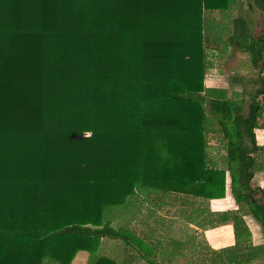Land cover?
Wrapping results in <instances>:
<instances>
[{
  "label": "trees",
  "instance_id": "1",
  "mask_svg": "<svg viewBox=\"0 0 264 264\" xmlns=\"http://www.w3.org/2000/svg\"><path fill=\"white\" fill-rule=\"evenodd\" d=\"M233 3L0 0V264H71L104 237L148 254L106 208L148 191L222 198L226 171L235 202L264 231V186L252 185L264 169L254 132L264 78L246 98L205 84L216 57L206 38L222 32L205 29V13ZM249 22L235 18L226 40L262 70L264 31ZM216 129L226 169L210 163ZM231 219L239 236L242 216Z\"/></svg>",
  "mask_w": 264,
  "mask_h": 264
},
{
  "label": "rangeland",
  "instance_id": "2",
  "mask_svg": "<svg viewBox=\"0 0 264 264\" xmlns=\"http://www.w3.org/2000/svg\"><path fill=\"white\" fill-rule=\"evenodd\" d=\"M238 2V1H237ZM245 2L244 7V14L250 15V18L252 20V31L254 34H257L259 31H264V10H261L255 3V0H243ZM234 7H232L233 9ZM235 9V8H234ZM235 12V10H234ZM232 10V14H230V18L228 19V26L231 27L232 25V19L235 13ZM217 12H214L213 17H217ZM222 15V14H221ZM227 26V28H228ZM226 24L219 25L215 20L211 19L208 20L205 18V29L208 32L215 31V29H219L220 31H223L225 29ZM229 32L226 33L225 36H228ZM210 37L206 38V43L209 44ZM219 42V40L217 39ZM226 39L222 41V43H226ZM235 50V47L232 46V48L227 47L226 50ZM239 49V48H238ZM245 49V48H244ZM236 51V50H235ZM240 51L244 52H234L231 53L233 55L230 57V60H227L226 58H218L215 57L213 59L211 67L207 70V73L205 75V84L206 85H216L219 86L221 84L227 85V83H223L221 81L220 75L217 73L219 68H231L232 72H227V74L224 72L223 75L225 77L227 76H240L241 80L239 81H233L234 87L236 90L239 91V89L248 90L251 91L254 88H252L253 79H256L258 77L264 78V69L260 70L259 67H254L251 63H249V59H246L244 61H241V59L246 58L245 57V51L243 49H240ZM236 53V55H235ZM264 57V52H263ZM212 58V56L210 57ZM227 62V64H225ZM237 62V63H236ZM239 63V64H238ZM237 66V68H236ZM234 67V69L232 68ZM226 71V70H225ZM231 73V74H230ZM219 79V80H217ZM229 82V81H228ZM231 84V82H229ZM231 86L229 85V88ZM243 87V88H242ZM228 90V87H227ZM235 90V89H233ZM240 92V91H239ZM256 124V122H255ZM264 125V124H262ZM89 134V133H87ZM226 141L222 137V133L216 129L215 132H211L208 134V154L210 163L219 168L226 169V148H225ZM261 154V153H260ZM258 155V157H261V155ZM257 175L252 180V185L255 186V184L258 182ZM139 191V190H138ZM159 194L158 192H156ZM154 191H148L146 193L138 192L136 196L130 198L127 200L126 204L123 206H116V207H108L105 210V219L110 220L114 226L116 227H127L134 233H140L141 235H146L144 233H148L149 236H146L150 242L153 244L155 243L157 246V249L161 251L167 249L168 247L172 246V239L170 240V236L172 235L171 232H164L162 228L167 226H174V230H176L178 233H181V235H184L186 237L188 229L185 228L186 223L183 225H180V228H178L176 225H179L182 223V220L184 221H192L195 223H201L202 217L204 216L205 211H209V215L211 217L210 221H216L218 218H220V211L221 206H218V202L216 200L209 201L206 199L201 198H192L188 196H178L175 194H168L167 192L161 193L162 196H157ZM159 197V200L156 199ZM223 202L225 203V206L222 210L228 211V217L234 216L236 214L243 215L244 213L239 208L238 205L233 200L232 196V189H231V182H230V174L228 171H226V188H225V195L222 197ZM147 200V201H146ZM211 200V199H210ZM160 202V203H157ZM149 203V204H148ZM153 204H159V205H153ZM220 204V203H219ZM229 207L230 209L226 210L225 208ZM210 208L215 209L216 211L210 212ZM203 211H202V210ZM244 216H248L245 214ZM249 217V216H248ZM246 217V219H248ZM192 220H191V219ZM249 220V219H248ZM250 224H254L255 222H249ZM192 228V227H191ZM252 231L254 233V236L256 239L253 240L250 236L251 234L241 235V249L240 253L241 260L237 262V264H264V235L260 229H257V227H254L252 225ZM166 233V234H165ZM170 233V234H168ZM187 239L185 238V241ZM110 241L113 243L110 244ZM155 241V242H154ZM160 245L165 246L160 248ZM115 246V250L112 252L111 249ZM125 245L119 240V239H112L110 237H106L102 239V242L100 244V247L98 251L94 254H89V256H92L93 258H96V256H106L111 257L113 255H116L117 257L122 254V249ZM180 248H182V245H179ZM178 246V247H179ZM126 247V246H125ZM169 250V249H168ZM251 250H253L251 252ZM195 252V251H194ZM109 253V254H108ZM253 257H252V255ZM87 255V253L80 252L77 253L74 257L75 259L78 258V256L81 255ZM103 254V255H102ZM196 254V253H194ZM164 257V256H161ZM252 257V258H251ZM86 258L85 264H89V258ZM88 258V261H87ZM251 258V259H250ZM75 259H73L72 264L75 263ZM82 258H80L81 260ZM230 255L217 257L212 259L210 262L208 259L207 264H217L219 262L220 264H235V262H230ZM45 264H54L51 262H46ZM79 264H82L79 262ZM200 264V261H199ZM204 264V262H203Z\"/></svg>",
  "mask_w": 264,
  "mask_h": 264
},
{
  "label": "crops",
  "instance_id": "3",
  "mask_svg": "<svg viewBox=\"0 0 264 264\" xmlns=\"http://www.w3.org/2000/svg\"><path fill=\"white\" fill-rule=\"evenodd\" d=\"M243 4L245 5V2H243V0H234L233 5H231L229 7V9L225 10L224 12L221 10H213V11H207L205 13L206 19H208V20L213 19L219 25L220 24L221 25L226 24L225 29H223L222 32H219V35L217 37L219 42L217 40L209 42V49L214 51L216 53V57H218V58L220 57L222 59L226 58L227 60H230V57L233 56V55H231V53L242 52V51H240V49H243L245 51V57L246 58L241 59V61L249 59L250 54L243 47H239V46L235 45L234 43L233 44L227 43V42L225 44L222 43V41L227 38V36H225L226 33L229 32V34H231L233 32V20L235 18H237L238 16H243L246 19L250 20L248 27H249V30L251 32H253L251 30L252 29V26H251L252 20H251L249 14L248 15L244 14L243 11H244L245 6H243ZM232 7H234L235 9L234 8L232 9ZM232 10H233V12L235 10V12H234L235 15L233 16L231 27H229L228 26V19L231 17L230 14H232L231 13ZM214 12H217V14H218L217 17H213ZM227 26H228V28H227ZM232 46L235 47L236 51L234 50V48H233V50H230V51L226 50L227 47L232 48ZM242 53H244V52H242ZM235 55H236V53H235ZM249 63H250V61H249ZM225 64H227V62ZM232 68L234 69V67H232ZM236 68H237V66H236ZM219 69L220 70H218V72H217L220 75L219 79H221V81L224 84L227 83V85L221 84L219 86H216V85H209V86L206 85V86L213 87V88L225 89V94L227 97L235 96L236 98H246L245 96H247V94H245V93L243 94L242 92H245V91L247 92L248 90H244V88L242 87L243 89H241V90L239 89V91H240L239 92L238 90H236V88L234 87V84H233V81L236 82V81L241 80L240 76L239 75L238 76H228V78H227V76L225 77V75H223V73L225 72L227 74L228 71L232 72V69L231 68L229 69L227 67L223 68L224 70H222V68H219ZM236 78H239V80H236ZM219 79H217V80H219ZM228 81L231 82V84ZM229 85L231 86L230 88H229ZM227 87H228V90H227ZM233 89H235V90H233ZM262 124H264V111H263V114L258 117L256 124H255V127H254L255 138H256L257 144L264 146V125H262ZM259 160H262L264 162V154L261 155V157H259ZM256 175L258 177L257 178L258 182L255 185L264 186V169L256 172L255 176ZM156 195L160 196V197L162 196L161 193H159V194L156 193ZM178 196H180V195H178ZM156 199L159 200V197H157ZM213 200L219 201L217 205L221 206V209L218 210V211H220V216H221V214L228 215V211L222 210L223 207L225 206L223 199L217 198V199H211L209 201H213ZM233 200H234V198H233ZM234 202H235V200H234ZM157 203H160V202H157ZM153 205L157 206L159 204H153ZM236 205H238V204L236 203ZM225 209L228 210L230 208L226 207ZM213 211H216V210L213 208H210V212H213ZM208 215H209V211H205L204 216L202 217L201 223H195L192 221L187 222V221L182 220V223H180L179 225H176L178 228H180V225H183L186 223L185 228L188 229L186 237L184 235H181V233H178L176 230H174L175 229L174 224L172 226H167V227L162 228L164 232L168 231V232L172 233V235L170 233H168L171 235L169 239L170 240L172 239L171 240L172 246L161 251V254H160V251L157 249L156 244L155 243L152 244L150 242V240L146 237V236H149L148 233H144L146 235H143V234L141 235L138 232L137 235L143 239V242L146 245L151 247V250L149 251L148 254L145 252L139 251L137 249H129L127 246L126 247L124 246L122 249L123 252L121 255H119L118 257L116 255H113L111 257L109 256V258L114 259L119 264H199V261H200V264H203V262H204V264H207L208 259L211 262L212 259H214V258H217V257L222 258V256L230 255V259H231L230 262H235V264H237V262L241 258L240 253H238V251L240 252V249H241V240H242L241 235L242 234H244V235L251 234L250 236L252 237L253 240H255L256 238L253 237L254 233L252 231V225L254 227H257V229H260L264 235V231L262 230L261 225L250 214H247L249 217L244 216L245 214L241 215L242 220H243V224L242 225L239 224V226H237L239 229L238 231L240 232L239 236H236V234H235L236 232H235L233 220L231 219L232 216H229V218H227L225 220H223V217L221 216L216 221H210L211 217ZM246 217H248L249 220L246 219ZM250 221L255 222V223L250 224L249 223ZM237 225H238V223H237ZM104 238H106V237H104ZM185 238L187 239L186 241H185ZM112 239H114V238H112ZM110 244L113 245V243L111 241H110ZM179 245H182V248H180ZM162 247H165V246L160 245V248H162ZM113 250H115V246L109 252L113 253ZM252 251L253 250H251V252ZM80 252L87 253L85 251H80ZM80 252H78V253H80ZM194 253H196V254H194ZM251 255H252V253H251ZM161 256H164V257H161ZM85 257H88L89 259L93 258L92 256H89V253H87V255L85 254V255L78 256V258H76V259L74 258L75 263L79 264V262H80L82 264H85V262H86ZM98 257H100V256L98 255V256H96V258H93V259H97ZM252 257H253V255H252ZM80 258H82V259L80 260ZM88 258H87V261H88ZM217 264H220V263L217 262Z\"/></svg>",
  "mask_w": 264,
  "mask_h": 264
}]
</instances>
